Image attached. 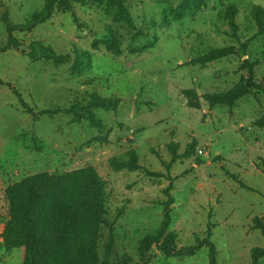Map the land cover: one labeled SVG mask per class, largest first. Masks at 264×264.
Listing matches in <instances>:
<instances>
[{"label": "rangeland", "instance_id": "obj_1", "mask_svg": "<svg viewBox=\"0 0 264 264\" xmlns=\"http://www.w3.org/2000/svg\"><path fill=\"white\" fill-rule=\"evenodd\" d=\"M180 1L126 0L131 26L115 20L114 8L87 0L74 3L68 11L56 9L31 32L16 33L19 48L0 54V264H23L24 259L23 249L8 251L3 246L9 220L5 189L29 176L85 167L107 183L100 260L111 238L112 263L128 258L130 264H140L139 243L159 229L169 200L168 230L176 233L178 248L201 241L207 229L218 264H250L252 249L264 247L252 224L264 217V128L253 126L264 117V97L260 102L243 98L233 109H210L202 98L236 85L242 74L238 68L247 57L258 63L256 80H264V37L255 36L248 16L251 6L264 8V0H207L198 14L165 26L166 11ZM0 4L12 24L26 25L43 10L45 0ZM228 4L238 9L237 39L230 38L222 18ZM6 39L0 19V44ZM249 39L246 57L190 64L211 49H238ZM107 40L117 42V53L103 46ZM32 48L39 57L46 48L69 56L70 64L34 61L29 56ZM85 51L91 55V69L72 76L75 52ZM188 89L195 90L200 109L187 107L182 91ZM93 93L120 100L115 113L94 112L104 124L101 133L86 121L74 123L64 112ZM99 137L107 142L96 141ZM192 140L198 144L195 155L167 170L170 154L165 146L173 141L182 152ZM131 146L141 169L112 170L109 161L125 160ZM196 157L202 165H195ZM149 258L148 264H208L209 250L203 247L192 257L166 259L153 248Z\"/></svg>", "mask_w": 264, "mask_h": 264}, {"label": "trees", "instance_id": "obj_2", "mask_svg": "<svg viewBox=\"0 0 264 264\" xmlns=\"http://www.w3.org/2000/svg\"><path fill=\"white\" fill-rule=\"evenodd\" d=\"M85 0H45L43 10L32 15L26 25L11 23L9 13L0 4V19L6 30V44H0V54L10 49H18L19 41L16 33L31 32L38 25L50 20L54 11L60 9L68 11L74 3L80 4ZM92 4L105 5L116 9L119 23L132 25V18L126 6V0H87ZM207 0H181L179 4L166 11L163 24L170 26L186 17L194 16L206 7ZM238 9L234 4H228L222 13V18L227 22L229 36L237 39L239 27L235 21ZM249 20L256 30V37H264V8L253 5L249 9ZM251 39L243 42L238 49L234 46L211 49L190 61L193 66H205L213 62L226 59L230 56L241 54L247 56L248 45ZM103 46L113 53L118 52V44L114 40L103 42ZM98 47V42L92 43V48ZM41 50L42 47H39ZM34 61L42 59L52 62L55 66L70 64V57L56 54L46 48L41 57L36 55V49L29 53ZM257 61L248 57L242 60L238 73L239 81L227 91L216 94H204L203 100L210 109L224 107L233 109L236 104L246 97H253L260 102L264 97V80H256ZM91 69V55L89 52H75L71 65V75L80 76ZM1 83V82H0ZM182 95L187 99V107L198 110L200 102L194 89L183 90ZM120 100L115 97L103 98L98 94H90L85 103L72 105L65 110V114L72 117L74 123L86 121L90 128L101 133L104 130L103 122L94 112L101 110L115 113ZM45 115H53L58 111H44ZM254 127L264 128V117L253 123ZM106 143L105 138L95 139ZM132 143L131 141H129ZM197 141L192 140L179 152L180 145L170 142L165 146L170 154L169 163L165 168L169 170L176 161L187 160L195 155ZM153 154H156L153 152ZM264 173V160L261 161ZM109 165L115 172H135L141 169L136 151L130 147L126 159L112 158ZM195 165H202L199 158H195ZM168 190V189H167ZM166 190V192H167ZM4 196L9 207V220L3 234V246L6 250L23 249V264H130L128 258L119 262L110 261L113 240L110 238L104 247L103 259L99 258V241L101 230L105 223L106 202L108 198L107 183L92 167H85L63 174H38L29 176L19 182L9 185ZM171 200L164 204L163 219L159 229L154 235L145 236L139 243L138 254L140 264H148L150 251L155 248L166 259H178L194 256L200 249L207 247L209 250L208 264L217 263V251L210 241L211 232L207 229L205 238L195 240L194 245L178 248L177 235L169 231V207ZM254 230L258 231L264 239V217L255 218L252 222ZM264 260V247L254 248L250 253V264H259ZM139 264V263H138Z\"/></svg>", "mask_w": 264, "mask_h": 264}]
</instances>
